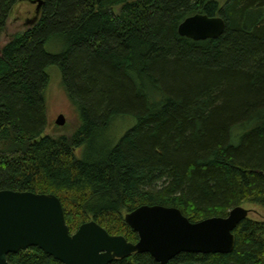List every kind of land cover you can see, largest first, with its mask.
Here are the masks:
<instances>
[{"label": "trees", "instance_id": "16d2710c", "mask_svg": "<svg viewBox=\"0 0 264 264\" xmlns=\"http://www.w3.org/2000/svg\"><path fill=\"white\" fill-rule=\"evenodd\" d=\"M24 1L37 3L0 0V35ZM41 1L0 46V190L55 194L70 233L94 220L129 242L124 215L141 205L193 222L264 207V0ZM196 13L220 16L222 34L179 35ZM51 66L80 121L70 136L43 134ZM233 234L229 253L166 264H264V222ZM7 260L61 264L37 247ZM109 264L160 263L135 252Z\"/></svg>", "mask_w": 264, "mask_h": 264}, {"label": "water", "instance_id": "95a60500", "mask_svg": "<svg viewBox=\"0 0 264 264\" xmlns=\"http://www.w3.org/2000/svg\"><path fill=\"white\" fill-rule=\"evenodd\" d=\"M38 7L41 0H36ZM35 2V1H33ZM224 30L220 16L196 13L186 17L178 34L192 40L216 38ZM55 123L64 124L62 114ZM248 210L241 205L226 216L190 221L176 207L141 205L124 215L137 234L136 242L109 234L94 220L70 233L60 199L52 193L0 190V264H16L7 255L37 247L61 264H109L135 252H147L166 264L181 252L229 253L235 244L234 228Z\"/></svg>", "mask_w": 264, "mask_h": 264}, {"label": "rangeland", "instance_id": "374dc122", "mask_svg": "<svg viewBox=\"0 0 264 264\" xmlns=\"http://www.w3.org/2000/svg\"><path fill=\"white\" fill-rule=\"evenodd\" d=\"M115 12L119 8L114 9ZM39 7L36 2L27 1L18 3L10 12L5 30L0 35V46L8 42L10 36L16 32L26 31L37 21ZM49 82L45 89V105L47 126L44 135L58 137L61 135L70 136L79 126L80 121L76 109L68 100V97L62 88L61 75L56 66L48 68ZM64 117V124L59 126L55 123L58 115ZM123 130H118L120 133ZM78 155V150L75 151ZM241 206L248 210V218L254 221L264 222V207L253 203H242ZM74 232V231H73Z\"/></svg>", "mask_w": 264, "mask_h": 264}]
</instances>
